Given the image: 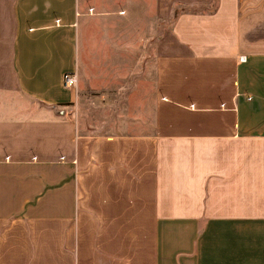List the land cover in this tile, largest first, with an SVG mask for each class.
Here are the masks:
<instances>
[{
  "label": "crops",
  "instance_id": "obj_1",
  "mask_svg": "<svg viewBox=\"0 0 264 264\" xmlns=\"http://www.w3.org/2000/svg\"><path fill=\"white\" fill-rule=\"evenodd\" d=\"M140 5L0 0V264H264V0L181 13L152 98L150 54L123 129L86 103L81 124L80 81L104 86L105 37Z\"/></svg>",
  "mask_w": 264,
  "mask_h": 264
},
{
  "label": "rangeland",
  "instance_id": "obj_2",
  "mask_svg": "<svg viewBox=\"0 0 264 264\" xmlns=\"http://www.w3.org/2000/svg\"><path fill=\"white\" fill-rule=\"evenodd\" d=\"M146 7L140 5L138 12L134 13L136 18L125 21L120 25L118 31H111L110 36L105 37L104 45L107 47L102 49L103 54L100 55H105L103 59L108 62L107 67L102 65V68L94 69L95 72L103 74L102 83L104 86H97L95 90H88L85 89L84 82L80 81V108L78 106L80 110L78 111L79 117L76 118L81 124L83 123V109L86 103L87 109L91 108L90 111H94L99 120L108 121L113 128L123 129V126L120 125L123 124L121 114L123 111L128 114L131 113V105L128 110H124L123 104L132 103L127 101V98L134 91L137 92L138 83L140 91L147 87L148 74L143 67L150 54L152 98L156 78V44L162 31L170 29L168 24L172 22L177 5L173 6L171 17L168 20H161L157 17L155 0H151V17ZM194 9L197 8H189L187 11ZM135 63H138L139 66L134 67ZM234 230L232 227H227L224 231L233 232ZM256 231L259 229L253 230L254 235H256Z\"/></svg>",
  "mask_w": 264,
  "mask_h": 264
},
{
  "label": "trees",
  "instance_id": "obj_3",
  "mask_svg": "<svg viewBox=\"0 0 264 264\" xmlns=\"http://www.w3.org/2000/svg\"><path fill=\"white\" fill-rule=\"evenodd\" d=\"M218 7V0H214L212 5H199L196 6L194 9L196 12L198 13H202V12H208V13H213L217 10ZM187 7H183L181 5H177V7L174 10V15H173V19L172 22H170V24H168V27H172L173 24L175 23L176 19L178 18V16L182 13V12H187Z\"/></svg>",
  "mask_w": 264,
  "mask_h": 264
},
{
  "label": "built area",
  "instance_id": "obj_4",
  "mask_svg": "<svg viewBox=\"0 0 264 264\" xmlns=\"http://www.w3.org/2000/svg\"><path fill=\"white\" fill-rule=\"evenodd\" d=\"M242 61H246L247 57L246 56H242L241 57ZM64 81H65V85L69 86V87H73L77 84V77L75 74H71V73H66L64 75Z\"/></svg>",
  "mask_w": 264,
  "mask_h": 264
}]
</instances>
